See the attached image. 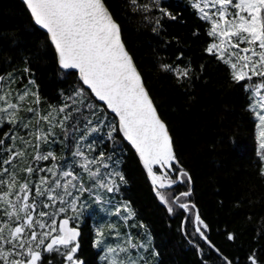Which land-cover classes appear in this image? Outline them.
<instances>
[{
    "label": "snow or ice",
    "instance_id": "obj_1",
    "mask_svg": "<svg viewBox=\"0 0 264 264\" xmlns=\"http://www.w3.org/2000/svg\"><path fill=\"white\" fill-rule=\"evenodd\" d=\"M23 4L33 27L43 30L58 71L76 79L50 102L27 59L23 69L0 74V264H87L80 225L92 206L109 217L93 222L90 246L100 264H158L153 234L122 195L126 146L154 199L170 218L180 217L178 230L201 264L211 253L220 264H240L210 238L212 228L192 199V177L106 0ZM129 6L153 33L165 18H176L167 0H130ZM189 6L206 26L203 51L245 93L264 178V0H190ZM159 67L178 83L192 78L190 63ZM246 261L264 264L255 251Z\"/></svg>",
    "mask_w": 264,
    "mask_h": 264
},
{
    "label": "trees",
    "instance_id": "obj_2",
    "mask_svg": "<svg viewBox=\"0 0 264 264\" xmlns=\"http://www.w3.org/2000/svg\"><path fill=\"white\" fill-rule=\"evenodd\" d=\"M189 2L167 0L176 18H165L162 29L153 33L142 14L132 12L130 0H106L121 27L122 41L169 128L179 160L192 177V199L212 228L210 238L230 258L239 257L240 264H247L246 257L253 251L264 260V178L255 155L254 115L245 93L203 51L209 42L206 26ZM52 57L44 32L33 27L25 6L19 0H0V74L23 69L27 59L42 96L56 102L61 90L74 86L76 77L58 71ZM162 63H190L192 78L178 83L171 73L160 70ZM122 159L128 181L122 195L153 234L158 264H201L178 230L180 217L170 218L154 199L130 146L124 148ZM95 213L90 207L80 225L87 264H99L98 253L90 246ZM225 230L234 234V242L226 239ZM206 258L208 264H220L215 253Z\"/></svg>",
    "mask_w": 264,
    "mask_h": 264
},
{
    "label": "rangeland",
    "instance_id": "obj_3",
    "mask_svg": "<svg viewBox=\"0 0 264 264\" xmlns=\"http://www.w3.org/2000/svg\"><path fill=\"white\" fill-rule=\"evenodd\" d=\"M255 136H256V129H255ZM58 154H59V152H58ZM93 208L96 210L95 216H96L97 222H99L100 220L109 219V217L106 215L105 212L100 211V209L95 207V206H93ZM99 264H100V262H99Z\"/></svg>",
    "mask_w": 264,
    "mask_h": 264
},
{
    "label": "water",
    "instance_id": "obj_4",
    "mask_svg": "<svg viewBox=\"0 0 264 264\" xmlns=\"http://www.w3.org/2000/svg\"><path fill=\"white\" fill-rule=\"evenodd\" d=\"M22 4H23V0H19ZM24 5V4H23ZM25 6V5H24ZM25 8H26V6H25ZM37 28H38V26H36ZM39 29V28H38ZM41 31H43V30H41ZM134 151V150H133ZM138 159V158H137ZM141 166V165H140ZM141 168H142V166H141ZM145 175H146V173H145Z\"/></svg>",
    "mask_w": 264,
    "mask_h": 264
}]
</instances>
